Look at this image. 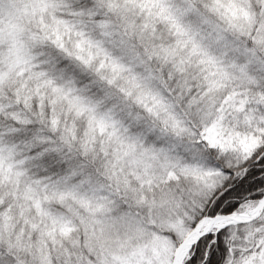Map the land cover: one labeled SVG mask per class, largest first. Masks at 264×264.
<instances>
[{
    "label": "snow or ice",
    "instance_id": "snow-or-ice-1",
    "mask_svg": "<svg viewBox=\"0 0 264 264\" xmlns=\"http://www.w3.org/2000/svg\"><path fill=\"white\" fill-rule=\"evenodd\" d=\"M0 264H264V0H0Z\"/></svg>",
    "mask_w": 264,
    "mask_h": 264
}]
</instances>
